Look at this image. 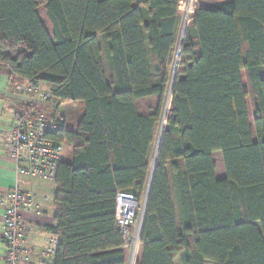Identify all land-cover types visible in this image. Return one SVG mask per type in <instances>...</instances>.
Instances as JSON below:
<instances>
[{"label":"trees","instance_id":"1","mask_svg":"<svg viewBox=\"0 0 264 264\" xmlns=\"http://www.w3.org/2000/svg\"><path fill=\"white\" fill-rule=\"evenodd\" d=\"M39 1L0 0V66L83 105L52 135L70 152L53 181L55 264L125 263L119 192L147 193L137 264H264V0L199 5L153 164L180 0H42L47 22Z\"/></svg>","mask_w":264,"mask_h":264},{"label":"built area","instance_id":"2","mask_svg":"<svg viewBox=\"0 0 264 264\" xmlns=\"http://www.w3.org/2000/svg\"><path fill=\"white\" fill-rule=\"evenodd\" d=\"M40 86L30 84L17 86L18 90L38 93ZM51 90L44 89V100L52 99ZM19 110L10 126L2 133V148L12 161L19 174L53 182L59 162L66 156L65 143L58 141L53 134L68 127L64 113L57 111L51 116L33 109ZM147 193L141 199L130 194L117 193L115 220L124 238V248L131 252L133 259L135 247L140 245L142 221ZM3 215L2 239L5 243L4 264H55L54 257L60 242L53 235L41 250L42 262L37 263L22 246L28 230V223L22 212H39L33 194L14 186L0 196Z\"/></svg>","mask_w":264,"mask_h":264},{"label":"crops","instance_id":"3","mask_svg":"<svg viewBox=\"0 0 264 264\" xmlns=\"http://www.w3.org/2000/svg\"><path fill=\"white\" fill-rule=\"evenodd\" d=\"M186 0H180L178 7V28L183 22L184 30L190 25L193 16L199 5L203 7H209L217 4V0L208 4V0H195L188 6L187 14L182 10L181 3L183 4ZM183 11V12H182ZM181 12L183 14H181ZM39 17L42 21L47 22L46 11L44 8L43 16L39 12ZM49 28V25H47ZM184 33V32H183ZM182 42V37H181ZM149 60H151L150 53L148 52ZM107 71V68H105ZM28 83L27 80L21 79L19 77L12 76L5 66H0V196L5 194L14 186H18L22 191L33 194L36 204L39 206V212H22V217L28 223V230L22 241V246L29 252L30 256L37 263L42 262L40 256L41 250L48 244L50 238L53 234L48 230V228L53 227L54 222V205L53 200L55 197V186L54 182L38 180V178H33L25 175H21L17 172L15 164L7 158L5 151L2 148V133L10 126L14 115L19 111L24 109L29 105H39L40 109H45L44 99L38 95V93H26L20 92L17 86L21 84ZM55 101L60 102L55 99ZM79 109L77 120L74 122V127L77 124L79 117L82 115L83 105L80 102L74 103V110ZM153 156L150 151V157ZM224 169V168H223ZM222 173L215 175L217 178L221 179L225 176L224 170ZM45 182H50V186ZM174 200V199H173ZM177 213V212H176ZM3 210L0 207V264H4V253L6 245L2 239V219ZM178 220V214H177ZM124 252V264H130L128 259L130 251L122 247ZM142 255L141 244L135 250L133 260L131 258L132 264H137ZM174 264H181L180 256H177L174 260ZM206 264H212L211 262H206Z\"/></svg>","mask_w":264,"mask_h":264},{"label":"rangeland","instance_id":"4","mask_svg":"<svg viewBox=\"0 0 264 264\" xmlns=\"http://www.w3.org/2000/svg\"><path fill=\"white\" fill-rule=\"evenodd\" d=\"M193 1L195 2V0H186V2H184L183 4L181 3L182 10H184L185 14H187L188 6L191 3H193ZM213 1H215V0H208V2H209L208 4H210ZM39 2H40V5H39L38 10H39L40 14L43 16V14H44V3L42 2V0H40ZM195 4H196V2H195ZM182 12H181V14H183ZM182 24H183V22L181 23V25L177 29L176 44H175V48L172 52L171 59L169 62V87H168V92H167V96H166L165 106L163 109L162 118L158 122V124L156 126V130H155L154 141H153V144L151 147V154L153 156H151L149 158L150 164H153V161L155 160L157 149L159 146V136H161V133H162L163 129L165 128V120L171 112L170 89H171L172 82L176 76V73L179 69V59H180L179 51H180V46H181V37L183 36V32L185 31L184 25H182ZM150 64L152 67L153 62H151ZM152 69H153V67H152ZM241 76H242V80H243V86L247 90V82H246L244 71L241 72ZM26 84H21L20 86H24ZM19 91L25 92L23 90H19ZM26 93H30V92H26ZM32 93H34V92H32ZM38 95L40 97L44 98V88L43 87H41L40 91H38ZM1 99L2 98L0 97V101H1ZM44 106H46L45 109H41V110L36 109V110L39 113L45 114L47 116H51V115L55 114L57 111H61L64 113V116L67 120L66 121L67 126L69 128H74V122L77 120V117H78V113L76 111L79 110V109L74 110V103L57 102V101H55V99H48V100H44ZM247 108H248L250 120L252 121V108H251V102H250L249 98H247ZM66 154H67L66 160H69L70 159V152L69 151L67 152V150H66ZM213 160L215 163V172H217V174L222 173L223 163H222V158H221V155L219 152H215L213 154ZM38 180H41V179H38ZM45 183L50 186V182H45ZM173 201L175 202V200H173ZM138 247H139V245H138ZM138 247L136 246L135 250ZM130 255H131V253H130ZM130 255H129V258H130ZM133 256H134V253H133ZM128 261L130 264H132L133 263L132 261H134V260L132 259V261H131V259H128Z\"/></svg>","mask_w":264,"mask_h":264},{"label":"water","instance_id":"5","mask_svg":"<svg viewBox=\"0 0 264 264\" xmlns=\"http://www.w3.org/2000/svg\"><path fill=\"white\" fill-rule=\"evenodd\" d=\"M159 140H160V136H159Z\"/></svg>","mask_w":264,"mask_h":264}]
</instances>
